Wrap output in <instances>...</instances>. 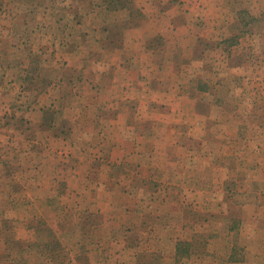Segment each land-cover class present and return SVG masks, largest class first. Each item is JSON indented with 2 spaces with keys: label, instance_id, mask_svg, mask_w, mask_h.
Returning <instances> with one entry per match:
<instances>
[{
  "label": "rangeland",
  "instance_id": "rangeland-1",
  "mask_svg": "<svg viewBox=\"0 0 264 264\" xmlns=\"http://www.w3.org/2000/svg\"><path fill=\"white\" fill-rule=\"evenodd\" d=\"M2 98L0 264H264V0H0Z\"/></svg>",
  "mask_w": 264,
  "mask_h": 264
},
{
  "label": "crops",
  "instance_id": "crops-1",
  "mask_svg": "<svg viewBox=\"0 0 264 264\" xmlns=\"http://www.w3.org/2000/svg\"><path fill=\"white\" fill-rule=\"evenodd\" d=\"M83 29L84 26H82ZM101 30H103V28H101ZM81 39V40H80ZM79 39V42H77V47L82 48L81 44H83V39H86L85 36V31H83L81 33V38ZM103 41V40H102ZM86 42V40H85ZM124 43L121 46H116L113 48H109L107 49V45L105 43H102L99 45V50L104 51L106 50H111L109 51L110 53V57L107 63H110V65L106 68H103L100 72L96 73V76H98L97 80V84L95 86L99 87V91H104L106 93H111L112 95L114 93H116L117 95H120V97L122 98L123 96L127 97L129 95H131L130 93H132V91H134V87H135V91L139 94H143L144 92H146L148 94L149 92V87L146 85V82H143L144 78L143 76H141L140 80L138 79V76L141 75V73L139 74L137 72V70H135V74H131L132 69H128L129 65L136 64L137 60L132 61L130 53L131 50L130 48H127L125 41H122ZM68 42H64V45H69ZM106 43H109L106 41ZM75 45V46H76ZM147 52L149 51L148 49H146ZM151 54V52H149ZM103 57V56H101ZM119 59H118V58ZM144 59L142 58L141 61H143ZM82 63L84 62V59L81 61ZM93 62H97L98 64H101L103 61H98V60H94ZM104 63V62H103ZM81 70H83L82 68H80ZM110 69V70H108ZM80 70V71H81ZM79 71V76L78 79L74 76H68V84L72 85L75 82H78L83 78V80L81 82H86L88 84L89 81H86V78L84 77V75H82V73L84 72H80ZM121 72L122 74L120 75ZM135 77V78H134ZM85 78V79H84ZM131 79V80H130ZM108 80H109V84H108ZM129 86V87H128ZM3 105H0V109L3 111V113L8 112H15L17 109L15 107H13L11 104H8L4 98H2ZM66 108V107H64ZM8 131V134L5 135V131ZM14 134H13V133ZM12 132H10V129H7V127H2V123H0V133H3V138H6V140H4L3 138H0V159L3 158L2 156V146L5 143H8L10 145H14L13 149L14 153L16 156H18L20 154L26 155L24 160H26V162L32 163V161L35 160L36 158V152L35 149H32V145L33 144H37V138H33V139H22L21 138H16L18 131L16 129H12ZM15 140V141H14ZM3 142V143H2ZM22 143H25V145L23 146ZM47 144V143H46ZM20 147V148H19ZM27 149V150H26ZM24 150V151H23ZM20 152V153H18ZM22 157V156H21ZM4 161V160H3ZM2 162V160H1ZM0 195H1V190H0Z\"/></svg>",
  "mask_w": 264,
  "mask_h": 264
}]
</instances>
